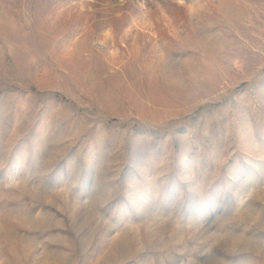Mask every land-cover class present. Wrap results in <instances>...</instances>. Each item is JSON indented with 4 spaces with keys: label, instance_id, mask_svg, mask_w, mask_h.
<instances>
[{
    "label": "rangeland",
    "instance_id": "rangeland-1",
    "mask_svg": "<svg viewBox=\"0 0 264 264\" xmlns=\"http://www.w3.org/2000/svg\"><path fill=\"white\" fill-rule=\"evenodd\" d=\"M0 264H264V0H0Z\"/></svg>",
    "mask_w": 264,
    "mask_h": 264
}]
</instances>
